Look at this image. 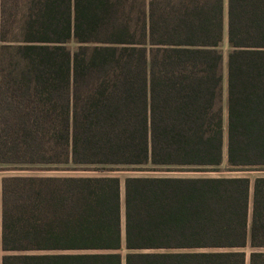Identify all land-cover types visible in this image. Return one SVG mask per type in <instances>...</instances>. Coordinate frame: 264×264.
Masks as SVG:
<instances>
[{"label": "trees", "instance_id": "obj_1", "mask_svg": "<svg viewBox=\"0 0 264 264\" xmlns=\"http://www.w3.org/2000/svg\"><path fill=\"white\" fill-rule=\"evenodd\" d=\"M224 146L264 168V0H0V169H218ZM123 194L121 226L117 175H3L0 264H264V175Z\"/></svg>", "mask_w": 264, "mask_h": 264}, {"label": "rangeland", "instance_id": "obj_2", "mask_svg": "<svg viewBox=\"0 0 264 264\" xmlns=\"http://www.w3.org/2000/svg\"><path fill=\"white\" fill-rule=\"evenodd\" d=\"M226 5V0H224ZM226 14V12H225ZM71 47L75 46L74 42H70ZM221 51L223 53V85H222V103L224 110V120L226 118V54L228 51V45L226 41V36H224L223 41L220 45ZM9 173H31V174H84V175H96L101 173H110L117 175L120 179V202H121V226H123V181L128 175H245L250 179H253L257 175H264V168H232L226 166L225 160V146H224V158L222 164L218 169H208V170H193V169H180L177 167H156L152 168L147 165L141 166H115L108 170H99L95 165L80 166L72 169H42L39 167L31 168H6L0 169V179L3 175ZM248 250L249 248H245ZM1 253V251H0Z\"/></svg>", "mask_w": 264, "mask_h": 264}]
</instances>
